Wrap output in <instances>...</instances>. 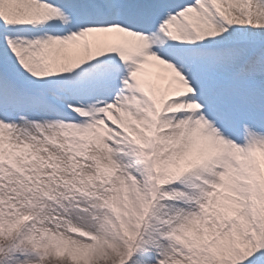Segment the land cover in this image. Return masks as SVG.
Returning <instances> with one entry per match:
<instances>
[{
    "label": "snow or ice",
    "instance_id": "1",
    "mask_svg": "<svg viewBox=\"0 0 264 264\" xmlns=\"http://www.w3.org/2000/svg\"><path fill=\"white\" fill-rule=\"evenodd\" d=\"M0 264H264V0H0Z\"/></svg>",
    "mask_w": 264,
    "mask_h": 264
}]
</instances>
